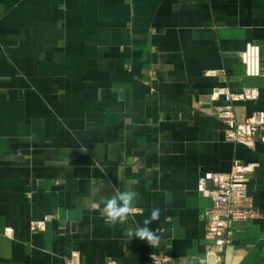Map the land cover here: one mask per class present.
Returning <instances> with one entry per match:
<instances>
[{
  "label": "crops",
  "instance_id": "crops-1",
  "mask_svg": "<svg viewBox=\"0 0 264 264\" xmlns=\"http://www.w3.org/2000/svg\"><path fill=\"white\" fill-rule=\"evenodd\" d=\"M248 42L259 77L241 62ZM219 86L258 89L238 118L264 110V0H0V264H153V249L213 264L199 177L257 163L249 195L264 211V142L226 138ZM126 185L137 211L109 226L101 201ZM154 207L158 245L129 240ZM232 229L226 263L263 264L264 216Z\"/></svg>",
  "mask_w": 264,
  "mask_h": 264
},
{
  "label": "built area",
  "instance_id": "built-area-1",
  "mask_svg": "<svg viewBox=\"0 0 264 264\" xmlns=\"http://www.w3.org/2000/svg\"><path fill=\"white\" fill-rule=\"evenodd\" d=\"M240 58L247 77L254 78L261 75L262 56L259 45L248 42L241 51ZM208 74L218 76L220 71L210 70ZM214 95L225 99V105L220 110L219 116L227 125L228 140L251 148L255 147L258 140L264 142V110L253 112L245 119L238 118L235 112L236 102L259 97L257 88H245L239 92H232L225 86H219L215 89ZM256 167L257 163L234 159L230 171H207L199 177L197 184L199 193L212 199V206L207 211L206 231L207 237L216 247L213 264H228L223 254L226 247L233 242V222L264 216V211L253 205L249 195V175L255 171ZM47 220L48 217L42 221L32 222L31 229L33 231L45 229ZM7 233H12V230L7 229ZM152 261L153 264H175L171 256L154 249ZM78 263V252H73L72 256L65 261V264Z\"/></svg>",
  "mask_w": 264,
  "mask_h": 264
},
{
  "label": "clouds",
  "instance_id": "clouds-1",
  "mask_svg": "<svg viewBox=\"0 0 264 264\" xmlns=\"http://www.w3.org/2000/svg\"><path fill=\"white\" fill-rule=\"evenodd\" d=\"M102 184H98L93 189V195L99 193ZM141 199L139 192L134 190L130 185H126L122 190L118 191L115 195L103 198L102 214L105 223L109 226H115L117 223L125 224L130 216L137 211L136 202ZM94 208L98 207L96 204L92 205ZM161 217V210L154 207L143 220L142 226H129L127 228V237L129 240L137 238L146 241L151 247L158 245L160 236L155 230L149 227L153 222L159 221Z\"/></svg>",
  "mask_w": 264,
  "mask_h": 264
}]
</instances>
